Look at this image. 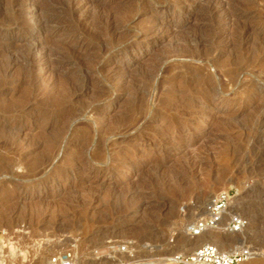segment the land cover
Returning <instances> with one entry per match:
<instances>
[{
    "label": "rangeland",
    "instance_id": "rangeland-1",
    "mask_svg": "<svg viewBox=\"0 0 264 264\" xmlns=\"http://www.w3.org/2000/svg\"><path fill=\"white\" fill-rule=\"evenodd\" d=\"M52 4L54 24L32 33ZM57 47L71 65L41 68ZM228 188L245 264H264V0L3 2L0 264H45L71 239H133L134 258L156 261L207 238L247 249L186 233Z\"/></svg>",
    "mask_w": 264,
    "mask_h": 264
},
{
    "label": "built area",
    "instance_id": "built-area-1",
    "mask_svg": "<svg viewBox=\"0 0 264 264\" xmlns=\"http://www.w3.org/2000/svg\"><path fill=\"white\" fill-rule=\"evenodd\" d=\"M235 191L228 188L214 194L204 206L201 214L193 218L187 225V235L198 237L206 232L215 231L233 234L243 231L248 219L233 210ZM136 241L133 239L114 238L106 241L105 248H79L76 240L56 248L45 264H160L156 260L134 258ZM251 252L239 247L234 252H223L214 243H204L185 254L177 255L173 264H244L251 259ZM25 264H35V259H28Z\"/></svg>",
    "mask_w": 264,
    "mask_h": 264
},
{
    "label": "bare ground",
    "instance_id": "bare-ground-1",
    "mask_svg": "<svg viewBox=\"0 0 264 264\" xmlns=\"http://www.w3.org/2000/svg\"><path fill=\"white\" fill-rule=\"evenodd\" d=\"M5 0H0V14L2 12V5H3V2ZM10 0H8L9 2ZM28 1V0H27ZM7 2V1H6ZM22 2V1H21ZM24 2V1H23ZM54 3V2H53ZM51 4V3H50ZM49 5V4H48ZM9 6V5H8ZM59 6V5H58ZM31 7V6H30ZM25 8V7H24ZM23 9V7H22ZM47 9V8H46ZM41 10V9H40ZM56 10H57V6L56 4L55 5H51V6H48V9L41 14V16L37 19H34V26L35 28L30 30L32 33H37V34H41L43 31H47L50 29V26L51 24L53 23L54 24V20L56 19L57 15H56ZM34 11V10H33ZM15 13V11H13ZM69 12V11H68ZM13 13V14H14ZM25 13V12H24ZM67 13V12H66ZM12 14V13H11ZM22 14V13H21ZM31 15V14H30ZM33 15H34V12H33ZM14 16V15H12ZM25 16V15H24ZM7 17V16H6ZM10 17V15H9ZM32 17V15H31ZM35 17V16H34ZM30 18V17H29ZM13 19V18H12ZM16 21V20H15ZM25 22V20H24ZM23 22V23H24ZM32 26V25H31ZM20 27V26H19ZM33 28V27H32ZM53 28V27H52ZM26 30V29H25ZM22 31V30H21ZM29 31V30H28ZM18 32V31H17ZM23 32V31H22ZM57 33V32H56ZM27 34V33H26ZM22 35V34H21ZM35 36V35H34ZM41 36V35H40ZM108 36V35H107ZM103 38V37H102ZM13 40V39H12ZM83 40V39H82ZM8 41V40H7ZM9 46V44H8ZM33 48V47H32ZM1 52L3 53H9L10 52V48H5L3 50H1ZM47 52V51H46ZM53 52V53H52ZM66 52V51H65ZM34 53L33 50H29V55H30V64L31 65H35L36 64V60L32 59V57L34 56ZM49 54L52 53V54H45L44 56H42L40 59H38V62L37 64L39 63L41 65V68L43 69H47V68H52L54 70H59L61 71V69H63L64 67L68 66L72 61L70 60V58L68 56H66L64 54V52L62 51L61 48H52L49 52ZM44 54V53H43ZM41 56V55H40ZM69 58V59H68ZM39 65V66H40ZM71 65V64H70ZM234 208V207H233ZM145 209V208H143ZM246 229V227H245ZM244 229V230H245ZM242 231L241 233L239 232L238 234L237 233H233V234H236V237L238 239L239 242L243 243V245H245V242H246V239L249 237L248 235H250V232L248 231ZM211 231L209 232H206L204 233L206 236L210 233ZM201 236V235H200ZM200 236L198 237H193L196 241H198L200 239ZM203 236V234H202ZM192 239V238H191ZM193 239V240H194ZM217 242V241H216ZM215 241L211 240V239H208L207 238V241L199 244L198 246L204 244V243H214V244H217ZM247 250H249L250 252L252 251L251 250V247L250 246H247ZM238 250V249H237ZM236 249L234 251H237ZM221 251L223 252H234V251H225L221 248ZM252 256L251 258L253 257V254H254V251L251 252ZM176 257V256H175ZM173 255H168V257H164V258H160V259H157L158 262L160 261H164V260H173L175 258ZM141 259H148V260H152L151 258H139L137 260H141Z\"/></svg>",
    "mask_w": 264,
    "mask_h": 264
},
{
    "label": "crops",
    "instance_id": "crops-1",
    "mask_svg": "<svg viewBox=\"0 0 264 264\" xmlns=\"http://www.w3.org/2000/svg\"><path fill=\"white\" fill-rule=\"evenodd\" d=\"M245 264V263H244Z\"/></svg>",
    "mask_w": 264,
    "mask_h": 264
}]
</instances>
